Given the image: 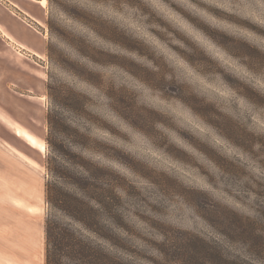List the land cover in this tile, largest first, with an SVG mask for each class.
<instances>
[{"label": "rangeland", "instance_id": "1", "mask_svg": "<svg viewBox=\"0 0 264 264\" xmlns=\"http://www.w3.org/2000/svg\"><path fill=\"white\" fill-rule=\"evenodd\" d=\"M30 1L36 53L0 44V264H45L60 153L124 178L131 264H264V0Z\"/></svg>", "mask_w": 264, "mask_h": 264}, {"label": "trees", "instance_id": "2", "mask_svg": "<svg viewBox=\"0 0 264 264\" xmlns=\"http://www.w3.org/2000/svg\"><path fill=\"white\" fill-rule=\"evenodd\" d=\"M47 92L49 96L55 94L60 101L64 100L51 84L47 85ZM52 113L53 110L47 113L49 132L55 121ZM46 140L54 144L49 134ZM58 150L65 149L59 145ZM72 158L81 161L82 171L70 166L73 160L66 159L65 164L59 162L65 159L61 153L58 158L48 156L46 160L50 178L45 191L49 206L45 221V264H131L123 256L132 247L131 228L118 209L122 201L120 193L107 181L108 175L121 184L124 178L110 174L109 169L83 157ZM76 162V165L80 163ZM64 182L72 189L64 186ZM55 211L66 220L58 219ZM91 235L100 242L93 240Z\"/></svg>", "mask_w": 264, "mask_h": 264}, {"label": "crops", "instance_id": "3", "mask_svg": "<svg viewBox=\"0 0 264 264\" xmlns=\"http://www.w3.org/2000/svg\"><path fill=\"white\" fill-rule=\"evenodd\" d=\"M26 3L29 4V8L25 6ZM36 4H39V3H35L30 0H0V14L2 15L7 14L12 19L21 23L23 31L28 30L30 34L29 38L26 39L21 36L20 32H17V33L9 32L8 29H6L0 24V44L3 43V41L11 40V41H14V43L17 44L18 46L22 48L27 47L33 53H36L34 49H37L35 47H37L38 45L36 43L37 33H35V31H32V29L27 28V23H26L27 19L40 22V18L36 16L37 15ZM10 31H13V30H10Z\"/></svg>", "mask_w": 264, "mask_h": 264}, {"label": "bare ground", "instance_id": "4", "mask_svg": "<svg viewBox=\"0 0 264 264\" xmlns=\"http://www.w3.org/2000/svg\"><path fill=\"white\" fill-rule=\"evenodd\" d=\"M17 128V127H16ZM19 130H21V129H19Z\"/></svg>", "mask_w": 264, "mask_h": 264}]
</instances>
